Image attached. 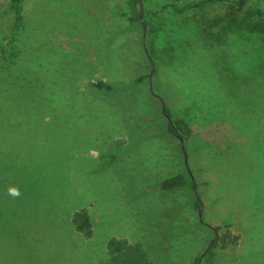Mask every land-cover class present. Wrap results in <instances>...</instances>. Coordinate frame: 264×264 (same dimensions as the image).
Wrapping results in <instances>:
<instances>
[{"label":"rangeland","instance_id":"1","mask_svg":"<svg viewBox=\"0 0 264 264\" xmlns=\"http://www.w3.org/2000/svg\"><path fill=\"white\" fill-rule=\"evenodd\" d=\"M197 1L141 0L132 21L126 0H22L15 26L0 0V264H106L111 237L159 244L156 264L213 240L198 264H264V0ZM163 107L199 211L160 189L185 170Z\"/></svg>","mask_w":264,"mask_h":264},{"label":"trees","instance_id":"2","mask_svg":"<svg viewBox=\"0 0 264 264\" xmlns=\"http://www.w3.org/2000/svg\"><path fill=\"white\" fill-rule=\"evenodd\" d=\"M213 1H221V0H199L189 5H184L185 8L191 6V8L199 7L202 4L213 2ZM248 0H235V3H231L230 12L236 13L241 10L244 4ZM22 0H8V7L14 15V23L15 26L18 25V20L20 17V7ZM127 6L130 9V20H138L140 21L142 17V2L141 0H126ZM177 11L181 12V9ZM150 65L152 70L154 71V67L150 61ZM143 77L138 78V82L141 81ZM94 88L98 91H102L104 93L113 92L114 85L104 82L98 81L94 84ZM36 106H31L28 108V114H32L36 111ZM162 114L165 116L166 124L165 130L171 136L176 137L179 141L180 151L182 162L184 164L185 170L178 172L177 174L164 178L160 181V189L166 192L178 189L189 188L191 194L193 196V207L196 211H199L202 207V201L199 198L198 194V184L197 182L191 178L190 173L188 171L187 166V151L185 147L184 137L178 129V125L176 121L171 119L169 110L165 107L162 108ZM253 179H251V183ZM264 187V181H258L255 185L256 192H259ZM71 223L73 224L76 231L83 234L86 237H89L92 234V225L90 221V217L88 212L85 209L76 210L71 215ZM202 227H210L212 231H217L218 227H211L207 223H201ZM150 239V238H149ZM147 239V241H149ZM237 240V236H234L231 239H228V242L234 243ZM216 245V240H213L207 248L202 252L200 256L195 257L193 264H198L200 258L203 257L204 260H210L214 255V247ZM159 244H155V246L150 245V242H136L131 243L127 239L111 237L107 240L106 249H107V261L106 264H156L155 259H153L152 255L154 252H157V248H159ZM168 262V261H167Z\"/></svg>","mask_w":264,"mask_h":264},{"label":"clouds","instance_id":"3","mask_svg":"<svg viewBox=\"0 0 264 264\" xmlns=\"http://www.w3.org/2000/svg\"><path fill=\"white\" fill-rule=\"evenodd\" d=\"M8 194L13 198H18L20 196V190L16 186L9 187Z\"/></svg>","mask_w":264,"mask_h":264}]
</instances>
